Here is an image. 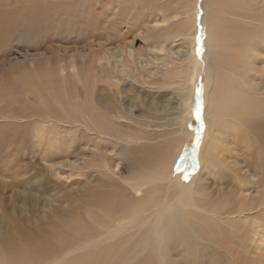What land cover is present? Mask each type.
<instances>
[{
	"label": "rangeland",
	"instance_id": "1",
	"mask_svg": "<svg viewBox=\"0 0 264 264\" xmlns=\"http://www.w3.org/2000/svg\"><path fill=\"white\" fill-rule=\"evenodd\" d=\"M18 1L21 3L10 5L3 11L7 16L0 22V264H7L1 256L13 251L29 258H24V262L68 264L69 259L79 257L82 252L67 260L56 261L108 231V225L120 213L119 210L113 213L90 204L91 197L96 194L110 193L116 200L115 183L101 180L102 176L96 173L95 167L60 176V170L55 169L57 171L54 172L47 166L43 157L45 146L38 149L34 142L36 122L28 117L62 118L60 105L65 107L67 102L83 101L81 95L87 82L95 89V105L110 113L108 118L124 117V121L130 124H144L143 128L149 132L168 133L159 144L160 148L165 138L168 139L163 145L167 159L166 162L161 159L162 165L159 163L158 169L170 174L168 181L171 184H163L161 196L176 193L173 204H165L166 211L157 225L150 221L142 228L125 232L122 238L126 242L109 250V258L96 264H264V150L258 162L241 148L234 134L236 126H239V133L250 135L253 132L252 136L256 134L264 148V0L250 4L245 0H234L233 4L226 3V0H198L200 9L194 36H202L203 53L196 70L194 92L185 97L170 90H160L163 93L155 94L157 91L126 80L120 73V67L117 90L111 91L107 81L111 66L120 65L124 54L136 70L152 73L164 70L162 65L169 59L168 53H158L155 59L150 54V47L155 46L150 37L156 36L153 31L167 29L169 25L154 27L157 19L169 13L163 8L161 10L160 6L178 0ZM177 5L174 4L176 8ZM211 9L218 17L222 16V21L231 31L247 37L244 44L238 46L242 47L244 58L236 61L232 56L230 60L243 72L237 92L245 95V106L250 105V109H244L238 95L229 104L218 106L219 87L224 86L223 83L213 84L209 92L212 99L209 97L206 101L207 76L210 73L206 62L210 48L205 35L208 24L212 25L206 24ZM236 12L252 14L257 20L235 17ZM217 22L223 26L219 19ZM219 25L214 35L221 39L224 35ZM168 43H163L165 50L170 49L171 43ZM90 52L96 54V61L103 54L111 58L102 66L96 63L88 76L90 61L86 64L81 60L90 58ZM220 54L221 58L227 57V47H220ZM74 64L76 70L72 68ZM79 73L82 79L78 77ZM223 75L232 76V73L226 71ZM197 86H202L203 90L204 115L199 145L196 136L200 122L194 117ZM173 87L177 88L178 82ZM228 92L234 93L229 89ZM72 93L79 95L80 99L74 100ZM66 94L70 97L66 98ZM219 95L221 97V93ZM66 109L71 112L70 107ZM205 114L215 128L221 130L224 127V135L215 140L208 138L204 144L207 134ZM183 125L191 130L194 128L189 139L181 136ZM119 130L124 133L123 128ZM224 138L228 140L227 145ZM81 141L72 150L77 153H68L71 157L90 154L82 147L84 142ZM97 142L103 144L100 139ZM209 142L224 150H217L209 156L204 170L201 168V154ZM94 144L95 136L88 141L87 149ZM131 146L126 148L125 163L140 165V150L145 146ZM227 146L235 152L232 159L226 155ZM147 147L156 148L157 145ZM122 148L123 145L118 146L117 152L121 153ZM182 148L181 156L179 150ZM180 156L184 162L191 156V165L186 166L184 162L180 165ZM171 163L174 164L169 168ZM91 164L96 166V160ZM127 172L124 167L122 175H129ZM190 183H193L194 204L201 209L179 207L181 188ZM153 185L146 187L147 192L153 189ZM245 186L248 189L246 196L243 193ZM154 195L157 194L149 193L147 198ZM178 207L180 212L173 213ZM183 209H191V212L183 214ZM236 230L239 232L234 233ZM242 231L247 234L244 240L240 238ZM141 240V244H136ZM93 251L96 252V247Z\"/></svg>",
	"mask_w": 264,
	"mask_h": 264
},
{
	"label": "bare ground",
	"instance_id": "2",
	"mask_svg": "<svg viewBox=\"0 0 264 264\" xmlns=\"http://www.w3.org/2000/svg\"><path fill=\"white\" fill-rule=\"evenodd\" d=\"M59 1L63 3L65 0H59ZM245 1L248 2L249 4L250 2L256 3L255 0H245ZM36 2L40 3L39 0H36ZM197 2L198 0H178V1H175L174 3L169 2L167 6L166 5L164 6V4H163V7L160 6L161 10L163 8V10H166V12L169 11V13L164 18L157 19L154 23V27L157 28V27H161L166 24H169V25L167 29H162L160 31L152 30L153 32L156 33V36L150 37V41H154L155 43V46L152 45V47H150L151 48L150 54L154 55V58L157 59L158 53H165V52L168 53L169 59L164 61V64L162 65V68L164 70L161 72L156 71L153 73L142 70V69H141L142 71L139 69L136 70L134 69L135 67L133 66L131 67L133 62H131L128 58L126 59L124 57L126 54H124L123 60H121L120 65H115V66L109 65L112 67V68L110 67L112 72L108 74L107 81H109L108 85L111 91L117 90V81H119V79H117L118 78L117 73H118V67H120L121 68L120 73L123 74V77L126 80L134 82L135 84L140 85L142 87H146L147 89H152V90L157 91L155 92V94L163 93V92H160V90H170L172 92H176L180 94L182 97H185L186 95L191 96L195 88L194 80L196 77V70L198 69V66L200 65V62H201L200 56H198L196 53V46H195L196 41H195V36H194L195 34L194 32L197 29V20L199 18V17L197 18V15L200 9V8L198 9ZM234 2L236 1L226 0V3H229V4H233ZM18 3H21V1L0 0V22L4 21L7 16V14L3 13V11H5L7 8H10L8 6L15 5ZM174 4H178L177 8L174 6ZM156 8L159 9L158 11H160V8L157 5H156ZM157 9H154V10H157ZM224 9L226 8H223V10ZM224 11L228 12V9ZM209 12L211 13L208 15V17H206L208 20L206 21V24L212 23V25L208 24L209 25L208 32L205 35L206 41L208 43V48H210L209 54H208L209 58L207 59V62H206L207 64L206 66L210 72L209 75L207 76L209 85H208V89L206 93V101L208 102V98L211 97L209 96V92L211 93L212 88L214 87L213 84H216V82L219 84L223 83L222 85L224 86L219 87V93L217 92L218 93V99H217L218 104L215 101L216 104L218 106L226 105L227 102L229 104L230 101L238 95L240 97V100H239L240 104L242 106L244 105L245 107L244 109H247L250 107V105H248L246 108L245 106L246 99L243 98L245 95L240 92H237L239 78L241 77L243 72H240L241 70L239 71V68L237 69V67L234 66L232 64V61L230 60L232 58H235L236 61H239V58H244L242 54L243 51L241 50L242 47L239 48L238 46H240L243 42H245V40H247V37L245 38L239 32L231 31L229 27H226L224 21H222L221 19L222 16L218 17L214 9H211V11ZM237 13L238 12H236V14ZM251 15H249L248 13H244V15L237 14L235 17L239 16L241 18L243 17L254 18ZM218 19L220 22L223 23V26L221 25L220 27L219 22H217ZM236 24H238V22H236ZM217 25H219V27L221 28V32L223 30L222 35L224 36L221 39H218L214 35V31H218ZM237 26H240V25H237ZM168 42H170L171 45ZM163 43H168L170 45L169 46L170 49L169 50L167 49L168 51L165 50L166 47ZM223 46L227 47V57L223 56V58H221L220 47H223ZM230 50L232 51L230 52ZM106 55L104 54L102 56L99 55V58H97V61H96V54H94L93 52H90V58L84 57V59L81 60V62L84 61V63L86 62V64L88 63L87 61H90V63H88V68H89L87 71L88 76H89V72L94 69V65H96V63L98 64L100 63L101 65L104 63L105 60H109L111 58V57H107ZM110 56H112V54ZM249 56L250 55H247V57ZM72 68L76 70L77 66L74 64L72 65ZM226 71L232 73V76L223 75ZM78 77H80V73ZM92 77L94 80L95 76L92 75ZM80 79L82 78L80 77ZM88 79H90V77ZM80 81L83 82L82 80ZM176 82H178L177 88L173 87V84ZM228 89L233 90L234 93L229 94ZM94 90H95L94 87L89 85L87 82L84 86L83 94L81 95L83 101L81 100V101H75V102H71V101L67 102L68 103L67 106L70 107L71 112L67 111L66 109L67 106H65V104H64L65 107L62 106L63 104L60 105L59 114L63 115L62 118L66 117L64 118L66 121H64L62 118L59 119L58 117H53V116L52 117L50 116L49 117L47 116L46 117L44 116L43 117H28V118L35 119L34 120L36 122L35 130L33 132H35L36 134L33 136L34 142L38 149H41L45 146V153L43 157H44V160L47 166L50 168V170L54 172L57 171L55 169L60 170L59 172L61 176L62 173L71 174L74 172L83 171L86 168L95 167L96 173L102 176L101 180H105L104 182H113L116 184L114 186L117 191L115 193L118 196L116 200L115 198L112 197L110 193L109 195L108 194L107 195L96 194V196H93L90 199L91 201L90 204L93 206H97V207H100L102 209H106L109 211L111 210L113 211V213L119 210L120 213L114 216L112 223L108 225V228L106 229L108 231L103 232L100 235H97L94 240L84 242L83 245L80 246L81 248L79 247L80 249H73L69 253H65L64 255H62V257L58 259V261H56V263L61 262L63 260H67L71 256L79 255V253L81 252H82V255H80L79 257H75L73 259H69L68 261L73 262L72 264H96V262L98 261H102L106 258L108 259L109 254L107 252L109 250H112L113 248H117L118 245H121V244L123 245L126 242L125 238H122L125 232L129 230H133L135 228L137 229L142 228L145 224L149 223L150 221H155L157 225L160 222L161 217L163 216L162 214L164 213V210H165V204H168L170 202L173 204L175 197H176V193L171 194V192L168 193L167 196L166 194H164V196H161L162 194L161 191H163L162 186H164L163 184L169 186V183H170L168 181L170 174L168 172H160V170L158 169V165L161 164L162 158H164V161L166 162L167 158H165L164 156V146L163 145L164 143L168 142V139L165 138L164 143H162L160 148H159V144L162 141V138L167 136L168 133L167 135L165 133H163L164 135H162L161 133L149 132L147 131V129L145 130L143 128L144 124H139V125L130 124V122L124 121L125 120L124 117L108 118L111 114L107 112L106 113L103 112L102 110L99 109V107L95 105ZM253 90L255 89L253 88ZM220 93H221V97L219 95ZM213 95H214V92H213ZM69 97H70L69 94H66V98H69ZM71 97L74 100L80 99L79 95H76L73 93L71 94ZM210 101H213V100H210ZM56 103L57 101L55 102V104ZM205 108L207 110L206 103H205ZM129 111H132V110H129ZM22 118L26 119V117H22ZM240 118H243V117H240ZM204 121L207 127V134H206V138H204L205 139L204 144L206 143L208 138L211 140H215L218 137L223 138V135H224L223 128L224 127L221 130L215 128V125L210 123L208 117H206V114L204 117ZM240 121L242 122V120ZM39 125H42V126L38 127ZM238 127L239 126H236L234 130V134L237 135L236 142L237 141L240 142V145H242L241 148L245 152L247 153L249 152L250 157H253V158L255 157L256 160H258L259 158H262L263 154H261V151L262 149L264 150V148L263 146L260 145L262 144V142L258 139L257 135L255 134V136H252V133H253L251 132L252 130L250 131L251 132L250 135L245 134L246 132L239 133L237 131ZM119 128H123L124 133L121 132ZM129 131L132 133H130ZM180 133H181V136L186 139H189L190 136L193 134L190 127L187 125L182 126ZM94 136L96 137V144L90 145V148L87 149V147H89L87 146L88 141H90V139ZM98 139L102 140L103 144H101L100 142H97ZM80 140H82L81 143L84 142L82 143V147L83 148L85 147L86 150H89L87 152L92 154V156L90 154H82V157H78L81 154H76L73 157H71L72 155L68 154L69 152L75 149V147L77 146ZM224 143H226V145L228 144V140H226V138H224ZM120 145H123V148H122L121 153H118L117 147ZM131 145H144L145 146L140 150V154H141V157H140L141 163H139L140 165L136 166L131 163L130 164L125 163V160H126L125 153L128 152L126 148ZM148 145L149 146L157 145V147L150 148V147H147ZM220 149L224 150L223 148H219V146H216L214 145V143H210V142L203 148V151L201 154L202 156L201 157V168L202 169L207 168V164L209 163V160H210L209 156L215 154L216 151ZM182 150L183 148L179 150L181 153L180 154L181 156H182ZM225 152H226L227 157L229 156L231 159L233 158L234 153H235L233 149L228 148V146ZM73 153H77V151H72L71 154ZM181 156L179 157V164L183 161V159L181 160ZM95 160H96V166L91 164ZM173 164L174 163H171L169 165V168L172 167ZM124 167H126L128 172L130 173L129 175L127 174V176L122 175L123 174L122 170ZM152 184H154L153 189L147 192L146 187H149V185H152ZM246 187L247 186L243 188L244 189L243 193L245 194V196L246 194H248V189H246ZM181 189L182 190L180 191L179 198H182V199L179 201V207H183V208L184 207L185 208L194 207L195 209H201L199 205L194 204V201H193V198H194L193 183L182 186ZM149 193H156L157 195H154L151 198H147V195ZM179 207L173 213L180 212V210H178ZM183 210L184 211L182 213L186 214L191 209H183ZM238 232L239 231L237 230L234 231V233H238ZM231 234L233 233L231 232ZM246 237H247L246 232L242 231L240 233V238L244 240L246 239ZM259 237L263 238V236L261 235H259ZM142 242L143 241L141 240L136 244H141ZM95 247H96V252L93 251ZM85 250H88V251L85 253L84 252ZM13 252L6 253L4 256L5 258L1 256L3 261H5L7 264H19L21 262H22L21 264H34L31 261L24 262L25 261L24 258H26V256L24 257L23 253L20 254L19 252L18 253H13ZM235 255L237 256V254ZM21 256H23V258ZM43 256L44 255H42L41 257ZM6 257H7V261L9 262L6 261ZM27 257H31V256H27ZM45 258L47 257L45 256ZM70 262H68V264ZM54 263H55V260H54Z\"/></svg>",
	"mask_w": 264,
	"mask_h": 264
},
{
	"label": "snow or ice",
	"instance_id": "3",
	"mask_svg": "<svg viewBox=\"0 0 264 264\" xmlns=\"http://www.w3.org/2000/svg\"><path fill=\"white\" fill-rule=\"evenodd\" d=\"M196 40V53L198 56H202L203 53V44H202V36H198L195 38ZM202 86H197L195 89V104H194V117L196 121L200 122V128L197 131L196 136V143L199 145L201 140L200 133L204 129V123H203V99H202Z\"/></svg>",
	"mask_w": 264,
	"mask_h": 264
},
{
	"label": "flooded vegetation",
	"instance_id": "4",
	"mask_svg": "<svg viewBox=\"0 0 264 264\" xmlns=\"http://www.w3.org/2000/svg\"><path fill=\"white\" fill-rule=\"evenodd\" d=\"M192 130L194 131V128H192ZM191 162H192V158L190 156L189 158H187V160L184 163L186 164V166H188V165L190 166L191 165Z\"/></svg>",
	"mask_w": 264,
	"mask_h": 264
},
{
	"label": "water",
	"instance_id": "5",
	"mask_svg": "<svg viewBox=\"0 0 264 264\" xmlns=\"http://www.w3.org/2000/svg\"><path fill=\"white\" fill-rule=\"evenodd\" d=\"M183 163V161L180 163V165Z\"/></svg>",
	"mask_w": 264,
	"mask_h": 264
}]
</instances>
